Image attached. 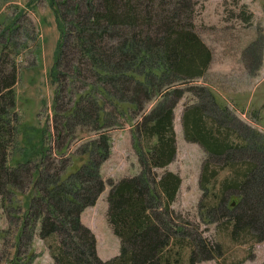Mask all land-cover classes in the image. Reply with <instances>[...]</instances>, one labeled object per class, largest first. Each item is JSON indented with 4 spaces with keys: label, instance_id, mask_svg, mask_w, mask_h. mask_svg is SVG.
<instances>
[{
    "label": "trees",
    "instance_id": "trees-1",
    "mask_svg": "<svg viewBox=\"0 0 264 264\" xmlns=\"http://www.w3.org/2000/svg\"><path fill=\"white\" fill-rule=\"evenodd\" d=\"M47 3L58 28L49 67V76L56 83L51 97L53 134L57 139L63 130L75 137L73 166L69 156H59L55 166L48 168L44 130L28 123L16 125L12 150L6 149L0 159V188L6 192L2 198L15 219L12 250L0 264L30 262L34 252L29 241L35 227L40 237H58L57 251L53 253L56 264H195L218 254L219 244L216 242L210 252V247H202L197 225L180 221V213L170 206L179 175L170 169H155L174 156L173 107L186 90L195 100L182 109L183 136L198 142L205 151L198 175L202 189L199 211L205 214L206 222L211 221L210 211H222L227 215L232 237L250 231L255 240L263 239L264 132L218 103L209 87L204 86L205 93L200 97L201 84L184 83L185 88L180 85L188 78L203 76L212 56L209 45L190 19L196 0L75 2V16L70 22L81 33L76 39L82 49L80 54L88 60L93 80H86L80 90L67 87L71 97L66 106L57 103L61 90L56 75L66 33L59 5L66 1ZM14 21L15 18L7 22L4 29L15 28ZM118 22L128 28L112 38L108 48L103 47L105 31L112 30ZM141 23L154 32H136L134 25ZM98 25L102 28L101 32L97 30L96 40ZM153 25H161V33L150 28ZM260 39L251 44L256 51L253 65L247 66L251 74L260 62ZM249 48L250 45L246 50ZM13 81L14 72L9 77L0 75L9 103L14 96L10 86ZM71 81L67 77V82ZM199 97L209 104L210 126L204 124ZM147 104L150 106L146 107ZM8 116L9 107L0 104V139L7 130ZM123 123L129 125L139 170L107 182L106 215L119 245L116 254L103 259L95 251L93 232L79 215L94 202L104 185L99 165L110 151L107 128ZM214 125V129L209 128ZM83 127L94 135L82 139ZM5 155L11 164H4ZM229 160H238L241 166L235 168ZM219 170L225 174L216 186L211 181ZM17 191L19 198L14 196ZM203 197H213L214 202H203ZM22 245H28L24 252Z\"/></svg>",
    "mask_w": 264,
    "mask_h": 264
},
{
    "label": "rangeland",
    "instance_id": "rangeland-1",
    "mask_svg": "<svg viewBox=\"0 0 264 264\" xmlns=\"http://www.w3.org/2000/svg\"><path fill=\"white\" fill-rule=\"evenodd\" d=\"M65 1L66 4L59 5L66 31L60 46L61 54L56 72L61 90L57 98L60 106H66L71 97L67 87L80 90L86 80H93L88 60L80 54L82 49L76 39L81 33L70 22V18L75 16L72 5L75 2L82 4V0ZM81 16L79 14L78 18ZM14 18L15 28L11 31L4 29L5 24ZM190 19L194 29L209 45L212 60L203 76L188 78L180 85L185 88V84L190 82L201 84L203 89L199 90L200 97L205 93L204 86L208 85L218 103L227 105L240 119L250 125L256 124L257 128L264 131V0H196ZM88 24L89 21H86L87 26ZM101 28L100 25L95 26L96 40H99L97 30L101 32ZM124 28L128 27L118 22L112 30L105 31L103 47L108 48V42L119 37ZM150 28L160 33L163 30L161 25ZM134 30L141 34L154 32L146 23L134 25ZM259 37L260 72L258 75L256 69L251 75L247 66L253 65L256 53L251 44ZM57 38L56 19L47 0H0V75L9 77L14 72V81L10 85L14 93L11 103L3 94L5 89L1 87L3 83H0V104L9 107L7 130L2 134L3 139H0V159L6 149L12 150V136L16 125L28 123L44 130V143L47 147L45 164L48 168L55 166L59 156H69L70 165L73 166L72 151L77 143L74 141L75 137L71 138L70 131L63 130L57 139L53 134L51 97L56 83L49 76V67L53 62ZM67 77H71L72 81L67 82ZM193 100L195 96L186 90L175 103L172 115L175 153L168 163L155 169L157 172L170 169L180 177L177 191L170 201V206L181 215L179 220L197 225L196 233L200 236L202 247H210L209 252L216 242L220 246L218 254L200 259L195 264H264V238L255 240L250 231H241L239 235L232 237L227 215L222 211H210L211 221L208 222L204 220L205 214L199 211L198 200L202 189L198 185V175L205 151L198 142L185 139L181 123L183 107ZM200 105L205 118L204 124L210 126L209 104L201 98ZM149 106L150 104L146 105ZM105 107L110 108L108 105ZM241 111H244L243 115ZM209 128L214 129L215 125ZM87 129L83 127L81 130L82 139L94 135L92 130ZM107 132L110 136V151L99 165L104 185L95 201L85 206L80 213L81 222L95 234V249L101 258L114 255L118 252L119 245L106 215L107 182L139 170L129 125L114 124L107 128ZM231 138L234 139L232 135ZM7 158V155L3 158L5 165L11 164ZM229 162L235 168L241 166L238 160ZM224 174V170H219L211 183L217 186ZM5 193L0 188V262L12 250L15 230L11 209L2 198ZM14 196L19 198V192H15ZM202 201L213 203L214 198L203 197ZM29 244L34 255L28 264H56L53 258L58 246L56 234L40 237L35 227ZM28 245H22L21 251H26Z\"/></svg>",
    "mask_w": 264,
    "mask_h": 264
},
{
    "label": "crops",
    "instance_id": "crops-1",
    "mask_svg": "<svg viewBox=\"0 0 264 264\" xmlns=\"http://www.w3.org/2000/svg\"><path fill=\"white\" fill-rule=\"evenodd\" d=\"M210 63H211V61H210ZM210 63H209V65H210ZM258 72H260V68L258 69L257 74H258ZM258 75H259V74H258Z\"/></svg>",
    "mask_w": 264,
    "mask_h": 264
}]
</instances>
